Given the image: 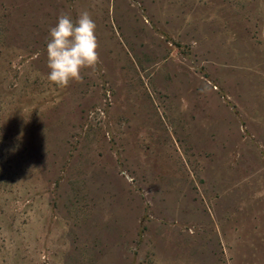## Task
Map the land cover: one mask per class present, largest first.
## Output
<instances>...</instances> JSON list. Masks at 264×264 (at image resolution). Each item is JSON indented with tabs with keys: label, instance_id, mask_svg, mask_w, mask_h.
I'll return each mask as SVG.
<instances>
[{
	"label": "rangeland",
	"instance_id": "rangeland-1",
	"mask_svg": "<svg viewBox=\"0 0 264 264\" xmlns=\"http://www.w3.org/2000/svg\"><path fill=\"white\" fill-rule=\"evenodd\" d=\"M0 264H264V0H0Z\"/></svg>",
	"mask_w": 264,
	"mask_h": 264
},
{
	"label": "clouds",
	"instance_id": "clouds-1",
	"mask_svg": "<svg viewBox=\"0 0 264 264\" xmlns=\"http://www.w3.org/2000/svg\"><path fill=\"white\" fill-rule=\"evenodd\" d=\"M96 24L87 11L82 12L75 23L67 14H61L58 22L49 30L46 45L47 79L60 88L71 81L82 82L84 69L96 70L99 63V42Z\"/></svg>",
	"mask_w": 264,
	"mask_h": 264
}]
</instances>
